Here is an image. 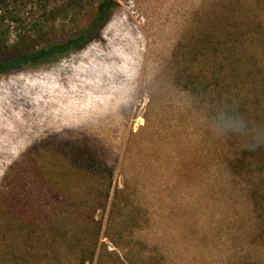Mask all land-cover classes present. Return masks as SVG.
Instances as JSON below:
<instances>
[{"label":"rangeland","instance_id":"rangeland-1","mask_svg":"<svg viewBox=\"0 0 264 264\" xmlns=\"http://www.w3.org/2000/svg\"><path fill=\"white\" fill-rule=\"evenodd\" d=\"M99 1L0 0V58ZM114 1L81 49L0 74V264H264L245 138L179 82L193 39L260 0Z\"/></svg>","mask_w":264,"mask_h":264},{"label":"trees","instance_id":"trees-1","mask_svg":"<svg viewBox=\"0 0 264 264\" xmlns=\"http://www.w3.org/2000/svg\"><path fill=\"white\" fill-rule=\"evenodd\" d=\"M259 2L257 12L246 7L238 15L228 12L222 30L212 28L195 37L187 47L188 63L195 65L179 79L196 97L208 100L228 129H240L245 141L232 165L249 178L257 204L264 201V0ZM114 3L100 0L88 23L63 40L1 57L0 74L81 49L100 32Z\"/></svg>","mask_w":264,"mask_h":264},{"label":"bare ground","instance_id":"bare-ground-1","mask_svg":"<svg viewBox=\"0 0 264 264\" xmlns=\"http://www.w3.org/2000/svg\"><path fill=\"white\" fill-rule=\"evenodd\" d=\"M135 51H136V50H135ZM132 56H133V55H132ZM113 57H114V56H113ZM122 59H123V57H122ZM125 60H126V59H125ZM131 60H132V59H131ZM124 62H125V61H124ZM126 62H127V61H126ZM88 65H89V63H88ZM128 67H129V66H128ZM130 68H131V67H130ZM116 71H117V70H116ZM121 72H122L121 74L124 75V71H121ZM125 73H126V72H125ZM63 74H64V73H63ZM115 74H116V72H115ZM78 76H79V75H78ZM117 76H118V74H117ZM115 77H116V76L114 75V77H111L110 80H114V79H116ZM117 78H118V77H117ZM126 78H127V77H126ZM103 80H109V79H108V78H105V76H104V77H103ZM118 80H119V78H118ZM126 80H127V79H126ZM126 80H125V81H126ZM55 81H56V80H55ZM106 82H108V81H106ZM127 82H128V81H127ZM107 84H108V83H107ZM86 86H87V85H86ZM18 93H19V92H18ZM27 102H28V100H27ZM29 102H30V101H29ZM29 102H28V103H29Z\"/></svg>","mask_w":264,"mask_h":264}]
</instances>
